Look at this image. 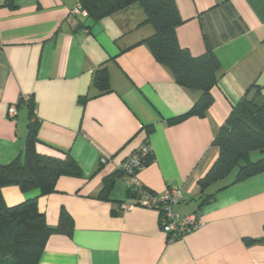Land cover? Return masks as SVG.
Returning <instances> with one entry per match:
<instances>
[{
    "label": "crops",
    "instance_id": "0c3cea01",
    "mask_svg": "<svg viewBox=\"0 0 264 264\" xmlns=\"http://www.w3.org/2000/svg\"><path fill=\"white\" fill-rule=\"evenodd\" d=\"M79 0H0V163L22 153L30 122L37 150L72 156L83 177L62 176L47 195L3 187L9 206L37 197L49 227L61 208L70 232L52 233L37 264H264V172L232 184L201 205L199 179L219 156L213 141L233 108L254 87L264 93V0H176L181 47L211 50L221 68L204 116L187 113L200 93L176 81L144 40L146 14L130 5L98 22L74 15ZM106 66L111 90L94 84ZM35 115L30 118V102ZM10 106L16 114L10 115ZM148 141L154 160L139 180L155 193L180 187L178 216L200 212L204 226L168 240L160 211L136 203L123 177L107 198L105 178ZM106 162L102 163L101 159ZM132 205L131 207H124Z\"/></svg>",
    "mask_w": 264,
    "mask_h": 264
},
{
    "label": "trees",
    "instance_id": "16d2710c",
    "mask_svg": "<svg viewBox=\"0 0 264 264\" xmlns=\"http://www.w3.org/2000/svg\"><path fill=\"white\" fill-rule=\"evenodd\" d=\"M79 2L93 22L130 5L139 4L146 14L142 25L150 24L154 28L153 34L144 42L155 59L170 68L178 83L200 93L192 108L173 120L206 114L214 101L211 89L217 83L221 64L211 50L194 56L188 49L181 47L176 28L183 19L176 0ZM94 84L100 93L111 90L106 66L96 70ZM250 91L233 108L215 135L213 143L219 149V156L206 175L199 179L200 194L197 200L200 206L214 200L218 191L264 172V93L260 86L254 87L253 93ZM34 109V104L30 102V118L35 115ZM37 128V122H30L20 156L8 164L0 163V264H37L48 237L56 231L70 232L74 226L71 215L61 208L58 226L49 227L45 213L38 207L37 197H29L13 206H9L4 199L2 189L8 185H17L24 192L35 189L38 194L47 195L57 190L56 184L60 177H83L82 169L72 156L51 157L39 153ZM144 143L150 144L148 141ZM153 160V151L142 159L144 166ZM122 176L123 171L120 169L106 177L100 197L107 198L115 178ZM131 193L136 196L134 191ZM247 241L264 242V237Z\"/></svg>",
    "mask_w": 264,
    "mask_h": 264
},
{
    "label": "built area",
    "instance_id": "2783aa9c",
    "mask_svg": "<svg viewBox=\"0 0 264 264\" xmlns=\"http://www.w3.org/2000/svg\"><path fill=\"white\" fill-rule=\"evenodd\" d=\"M71 13L74 15L87 16L88 12L78 2ZM10 115L16 114V107L10 106L8 109ZM153 151L148 143L142 144L134 150L122 163L121 170L126 185L135 192L136 203L155 207L160 211V224L162 231L166 234L168 240H175L183 237L185 234L192 232L204 226L200 212H194L186 216H178L174 211V206L184 200L183 189L176 186L167 188L163 193H152L146 189L139 180V173L145 167L142 159ZM102 163L106 162L105 158L101 159ZM125 205L124 207H131ZM162 212V213H161Z\"/></svg>",
    "mask_w": 264,
    "mask_h": 264
},
{
    "label": "rangeland",
    "instance_id": "374dc122",
    "mask_svg": "<svg viewBox=\"0 0 264 264\" xmlns=\"http://www.w3.org/2000/svg\"><path fill=\"white\" fill-rule=\"evenodd\" d=\"M231 177H233V175ZM5 264H11V263L10 262H6Z\"/></svg>",
    "mask_w": 264,
    "mask_h": 264
}]
</instances>
